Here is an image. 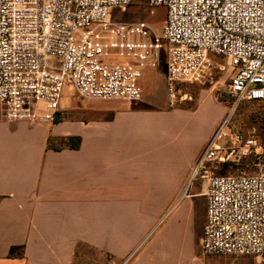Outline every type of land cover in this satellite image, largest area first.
I'll return each mask as SVG.
<instances>
[{"label": "built area", "instance_id": "obj_1", "mask_svg": "<svg viewBox=\"0 0 264 264\" xmlns=\"http://www.w3.org/2000/svg\"><path fill=\"white\" fill-rule=\"evenodd\" d=\"M146 1L166 8L161 37L143 21L112 19L133 0H0L3 117L52 125L66 86L81 100L139 102L141 70L156 67L164 44L173 108L184 97L181 85L200 84L213 57H223L232 108L192 167L183 198L193 183L205 182L204 256L263 257L264 170L225 176L214 175L213 166L261 148L230 117L242 102L264 101V0Z\"/></svg>", "mask_w": 264, "mask_h": 264}, {"label": "crops", "instance_id": "obj_2", "mask_svg": "<svg viewBox=\"0 0 264 264\" xmlns=\"http://www.w3.org/2000/svg\"><path fill=\"white\" fill-rule=\"evenodd\" d=\"M82 101L52 125L6 121L0 107V264H264L204 256L205 214L200 230L192 200L168 211L219 118L193 148L181 130L186 120L198 127L200 109L167 111L146 97L118 109ZM68 138L79 146L60 145ZM196 183L191 198L205 201Z\"/></svg>", "mask_w": 264, "mask_h": 264}, {"label": "rangeland", "instance_id": "obj_3", "mask_svg": "<svg viewBox=\"0 0 264 264\" xmlns=\"http://www.w3.org/2000/svg\"><path fill=\"white\" fill-rule=\"evenodd\" d=\"M166 17L165 7H149L146 0H133L132 4L122 10H115L112 13V19L115 21H143L147 23L152 30L159 36H162V30ZM210 76L206 75L200 84H182L180 87V95L183 99L173 108H169L166 101V90L164 76L166 70V46L163 45L159 51V60L155 68H143L138 84L142 91V98L146 97L155 102L165 100L166 110L180 112L184 114H192V111L200 109L196 113V119L199 122L197 128L192 127L190 120L183 123L182 139L186 140L193 148L202 147V138L208 135L213 128L214 122L219 118L215 128L230 113L232 108V100L227 94V84L231 77L230 69L227 61L223 57H213ZM118 62H120L118 60ZM75 92L71 86H66L62 92L59 109H65L77 100ZM87 106L95 109L120 108L124 102L122 101H82ZM70 114L69 112L67 113ZM80 115V114H79ZM189 116V115H187ZM67 115H63L65 119ZM61 119V120H62ZM182 123V124H183ZM230 124L244 132L252 133L257 140V144L261 147L253 152L247 159L233 161L232 166H224L214 164V175H253L258 171L264 170V101L262 102H242L234 110L230 117ZM212 131L215 132V129ZM66 144L62 141L60 145ZM197 186L205 190V182L198 180ZM186 183L180 190V196L176 202L171 204L168 211L178 209L186 201H193L192 214H197V221L200 230L203 224L205 214V201L203 197L191 198L190 192L184 197ZM196 231V228H195ZM257 258V257H252ZM264 260L263 257H258Z\"/></svg>", "mask_w": 264, "mask_h": 264}, {"label": "trees", "instance_id": "obj_4", "mask_svg": "<svg viewBox=\"0 0 264 264\" xmlns=\"http://www.w3.org/2000/svg\"><path fill=\"white\" fill-rule=\"evenodd\" d=\"M65 142L66 144H64V146L77 148L80 144V139L79 138H68ZM232 165L234 164H230V163L224 164V166H232Z\"/></svg>", "mask_w": 264, "mask_h": 264}]
</instances>
